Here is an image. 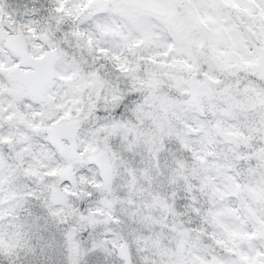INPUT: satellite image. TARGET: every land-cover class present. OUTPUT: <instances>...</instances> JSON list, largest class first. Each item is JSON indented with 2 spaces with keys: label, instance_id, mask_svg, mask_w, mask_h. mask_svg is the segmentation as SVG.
<instances>
[{
  "label": "snow or ice",
  "instance_id": "6c2138e0",
  "mask_svg": "<svg viewBox=\"0 0 264 264\" xmlns=\"http://www.w3.org/2000/svg\"><path fill=\"white\" fill-rule=\"evenodd\" d=\"M0 264H264V0H0Z\"/></svg>",
  "mask_w": 264,
  "mask_h": 264
}]
</instances>
